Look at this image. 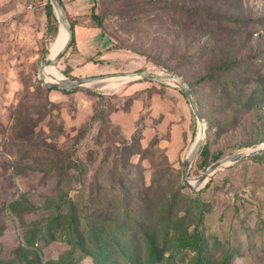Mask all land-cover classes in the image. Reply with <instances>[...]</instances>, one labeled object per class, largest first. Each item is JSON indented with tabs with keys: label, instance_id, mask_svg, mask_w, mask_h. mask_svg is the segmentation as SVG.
<instances>
[{
	"label": "rangeland",
	"instance_id": "374dc122",
	"mask_svg": "<svg viewBox=\"0 0 264 264\" xmlns=\"http://www.w3.org/2000/svg\"><path fill=\"white\" fill-rule=\"evenodd\" d=\"M159 1L179 0H61L74 44L53 70L66 79L156 70L182 77L205 127L188 174L196 178L229 155L264 147V0H241L235 14L253 26L232 25L231 37L198 44L152 4ZM47 2L0 0V264H32L36 257L40 264H194L198 252L202 264H264V155L189 191L181 167L198 126L177 89L145 80L70 94L41 86L39 61L62 34L47 30ZM109 110L104 121H91ZM136 191L141 196L125 200ZM159 194L167 206L176 199L188 225L182 232H198L200 241L182 250L174 235L165 237L156 221L165 214L140 201ZM14 201L17 212L9 208ZM61 210L78 221L83 252L71 245L68 227L48 236ZM32 231L37 246L15 257Z\"/></svg>",
	"mask_w": 264,
	"mask_h": 264
},
{
	"label": "trees",
	"instance_id": "16d2710c",
	"mask_svg": "<svg viewBox=\"0 0 264 264\" xmlns=\"http://www.w3.org/2000/svg\"><path fill=\"white\" fill-rule=\"evenodd\" d=\"M60 3L62 5V2L60 0ZM154 5L161 6L162 8H165V12L168 16L169 22L173 23L176 28H180L183 32H185L187 35H189L192 39L195 38L196 43L198 44V40L202 39L204 37H212V41L215 38L216 34H226L228 37H231L232 30L230 29V26L232 25H247V28H250L255 24L254 20H248L244 19L241 21L238 19L235 14H237L238 7L241 6V0H179V1H169L168 3L165 2H157L152 3ZM45 10V16L47 19V30H54L55 32L58 31L56 25V19L53 15L52 7L47 2L44 5ZM90 18L92 21L96 23V27L100 29L102 27V18L99 17L98 14L95 13L94 7L91 9V15ZM176 24H179L177 26ZM72 33H73V39L69 45L72 46L74 44V26L71 25ZM194 32V33H192ZM57 37H55L54 41ZM232 48V45L231 47ZM233 50V49H232ZM229 52V51H228ZM234 56H237L236 53L232 52ZM175 54H171V57L173 58ZM231 64L229 67L233 66ZM228 67V65H227ZM204 79H199V82H203ZM187 85L192 91V94L195 98V93L192 90V86L186 81ZM64 94H70L72 92H66L63 91ZM196 101V98H195ZM197 103V101H196ZM199 112L202 116L201 112V106H199V103H197ZM110 114L109 111H102L98 115H94L92 117V122L95 123L97 121L100 123L101 121H104L106 117ZM140 131H136L134 134V138L139 136ZM206 154L205 147L203 148L200 156H204ZM254 158V157H253ZM216 158V160H218ZM252 159V158H251ZM215 160V161H216ZM141 196L139 191H136V195L133 197L127 196L125 200L129 201L134 197ZM165 195L159 194L155 195V197L146 198V199H140V201H143L146 203L145 206H147V203H155V206L159 208V210H162V213L165 214L162 218L160 217V220H156L157 226H161V230L163 229V233L165 237H170L174 235V241L176 245L185 244L184 248L182 250H185L187 247H190V244L197 243L200 241V235L198 232L196 234H189L185 231L182 232L184 229H186L188 225H186L185 222H183L184 216L178 217L177 210L175 211V205L173 203L176 201L174 200L172 202H169L168 206L166 203L164 204ZM151 200V202H149ZM172 203V204H171ZM62 204V202H61ZM59 205V204H58ZM167 206V209L165 210ZM10 210L12 212H17V203L12 202L9 206ZM59 209L62 208L58 207ZM69 208V207H68ZM71 209L70 212L73 213L75 209ZM129 209H127V214L129 215ZM69 213H64L62 210L57 211V214L51 218L50 226L52 227L48 232V236L52 238L54 236V232L57 230H62L64 228L68 227V230L72 233V241L71 245L73 248H78L79 251H82L85 249V239L82 237V235L79 234V225L78 221L76 220L75 216L70 217L68 215ZM189 215V214H188ZM70 221H72L70 223ZM65 223L68 224V226H65ZM72 223H75V225H72ZM143 228V227H142ZM37 231H32L30 233V237L28 239H24V241L20 242V245L17 250H15L13 253L15 257L17 258H26L27 254L31 253L35 247L37 246L36 238H37ZM192 235V236H191ZM100 240L94 238V244H92V248H96V250L101 251L100 247ZM186 244H188L186 246ZM99 254V253H98ZM138 254V253H137ZM84 255H88L85 253ZM99 256V255H98ZM195 263L194 264H202L204 262V259L200 252L196 254L195 256ZM78 258V257H77ZM80 258V257H79ZM39 258L36 257V263L32 262V264H40Z\"/></svg>",
	"mask_w": 264,
	"mask_h": 264
},
{
	"label": "water",
	"instance_id": "95a60500",
	"mask_svg": "<svg viewBox=\"0 0 264 264\" xmlns=\"http://www.w3.org/2000/svg\"><path fill=\"white\" fill-rule=\"evenodd\" d=\"M49 4L51 5L54 16L58 22L57 32L59 33V27H64L68 32V38L62 48L56 53V55L52 59H47L46 57L45 59H41L39 61L37 78L43 88L57 89L62 92H75L87 89L104 90L138 80L154 81L162 85L177 89L188 103L191 112L196 119L197 126H203V118L199 112L197 103L195 101L191 89L182 77L170 71L156 70L154 72L121 73L92 78H64L60 80L53 79L52 81H46L44 79V69L47 67L56 66V63L62 57L63 53L67 50L73 39L72 29L64 15L63 7L60 3V0H49ZM203 137L204 133L203 136L198 139L197 143H195L192 151L188 155H186L184 161L182 162L181 183L191 192H195L202 189L206 185L210 177L213 176L216 172L229 168L243 160L251 159L259 155H264V148L255 146L251 148V151L243 150L241 152L229 155L206 167L202 171L200 176L196 178H189L188 174L190 168L201 151Z\"/></svg>",
	"mask_w": 264,
	"mask_h": 264
},
{
	"label": "bare ground",
	"instance_id": "6f19581e",
	"mask_svg": "<svg viewBox=\"0 0 264 264\" xmlns=\"http://www.w3.org/2000/svg\"><path fill=\"white\" fill-rule=\"evenodd\" d=\"M59 29H61V33H62L61 34V37L58 40V42L55 44V46L52 48V50L50 51L47 59H52L56 55V53L62 48V46L65 44V42H66V40L68 38V32H67V30L64 27H59ZM57 34H58V32H57ZM43 73H44L45 76H47L51 80H53V79L54 80L55 79L56 80L57 79L58 80L64 79V77L60 76L59 74H57L53 70V67H47V68H45ZM204 130H205L204 124H203V126H201V125L198 126V134H197L196 140H195L193 146L190 148L188 154L192 151V149H193L195 143H197L198 139H200L203 136ZM261 148H264V147H261ZM251 150L252 149L244 150V151H251Z\"/></svg>",
	"mask_w": 264,
	"mask_h": 264
}]
</instances>
